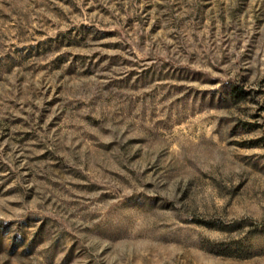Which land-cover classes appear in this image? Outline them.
<instances>
[{"label": "rangeland", "instance_id": "1", "mask_svg": "<svg viewBox=\"0 0 264 264\" xmlns=\"http://www.w3.org/2000/svg\"><path fill=\"white\" fill-rule=\"evenodd\" d=\"M0 264H264V0H0Z\"/></svg>", "mask_w": 264, "mask_h": 264}]
</instances>
